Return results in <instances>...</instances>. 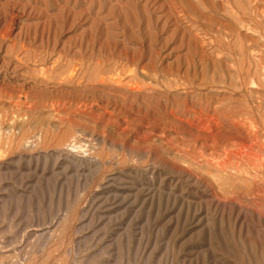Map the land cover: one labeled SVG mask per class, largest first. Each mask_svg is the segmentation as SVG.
Here are the masks:
<instances>
[{
    "label": "rangeland",
    "instance_id": "rangeland-1",
    "mask_svg": "<svg viewBox=\"0 0 264 264\" xmlns=\"http://www.w3.org/2000/svg\"><path fill=\"white\" fill-rule=\"evenodd\" d=\"M263 158L264 0H0V264H264Z\"/></svg>",
    "mask_w": 264,
    "mask_h": 264
},
{
    "label": "bare ground",
    "instance_id": "bare-ground-1",
    "mask_svg": "<svg viewBox=\"0 0 264 264\" xmlns=\"http://www.w3.org/2000/svg\"><path fill=\"white\" fill-rule=\"evenodd\" d=\"M216 122V121H215ZM210 123V122H209ZM218 123V122H217ZM191 125V124H190ZM212 126V125H211ZM214 126V125H213ZM208 129V128H207ZM215 129V128H214ZM224 131V130H223ZM256 132V131H255ZM259 136V135H258ZM253 143V142H252ZM223 151V150H222ZM186 152V151H185ZM225 152V151H224ZM257 155V154H256ZM257 157V156H256ZM259 157V156H258ZM263 157V156H262ZM264 159V158H263ZM223 165V164H222Z\"/></svg>",
    "mask_w": 264,
    "mask_h": 264
}]
</instances>
